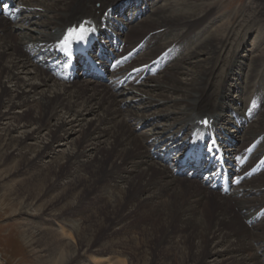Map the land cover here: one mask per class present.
<instances>
[{"label": "bare ground", "instance_id": "1", "mask_svg": "<svg viewBox=\"0 0 264 264\" xmlns=\"http://www.w3.org/2000/svg\"><path fill=\"white\" fill-rule=\"evenodd\" d=\"M10 1L0 3V104L7 109L0 118L11 120L0 136V155L11 148L21 152L23 144L45 127L42 150L35 159L49 155L60 142L63 155L48 171L95 173L103 167L108 176L104 186L120 197L114 206V196L109 195L110 214L116 216L111 217L112 224L122 233L126 225L139 222L134 226L142 233L143 248H149L152 234L163 225L166 230L157 241V249L168 258L163 264H223L217 261L223 254L230 264H264V108L259 106V100L264 102V64L255 55L264 52V30L254 37L253 53L244 57L247 43L243 37L237 39L229 26L235 18L203 26L213 16L215 0H164L153 12H147L150 0H20L27 14L16 20L2 9ZM247 9L252 18L245 27L257 29L264 23V0H251ZM130 10L143 15L127 19L126 27L117 25L124 46L111 42V47L122 62L109 64L110 48L100 36L109 27L116 29L113 18L121 21L120 11ZM85 21L94 39L87 41L85 54L97 57L94 51L101 40L104 47L98 61L113 80L107 82L90 71L78 56L73 57L68 75L69 61L55 51L68 29ZM199 29L202 32L196 35ZM204 56L208 59L202 60ZM259 59L264 61L260 55ZM80 63L86 68L84 75ZM238 90L243 94L232 100L230 92ZM30 101L38 109L35 116L28 108ZM16 108L24 112L12 118ZM204 117L212 122L198 129L195 122ZM140 122L150 124L139 132L146 125L138 127ZM28 126L35 127L31 135L22 132L13 137ZM76 133L79 137L73 139ZM191 134L199 136L201 144L182 162ZM256 139L249 160L235 157L238 147ZM213 143V152L206 151V145ZM219 156L225 169L231 167V174L241 176L231 194L213 175ZM253 157L263 160L252 171ZM80 180L77 177L73 184ZM62 195L53 197L51 204L61 197L65 200ZM133 198L127 216H117L116 209ZM164 198L168 202L159 203ZM173 217L178 218L175 223ZM147 221L149 229L143 227ZM237 224H242L240 230ZM60 235L65 236L64 230ZM178 237L181 247L175 243ZM148 256L145 253V264Z\"/></svg>", "mask_w": 264, "mask_h": 264}, {"label": "rangeland", "instance_id": "2", "mask_svg": "<svg viewBox=\"0 0 264 264\" xmlns=\"http://www.w3.org/2000/svg\"><path fill=\"white\" fill-rule=\"evenodd\" d=\"M163 1L150 0L151 3L147 5V12H151V10L152 12L155 11L157 7L163 5ZM250 3L251 0H215L214 4H212L213 16L203 24L205 26L211 22L216 25L225 18H229L230 20L235 18L233 20L234 22L232 21V24L229 26L232 28V31L235 29L234 34L237 36V39L243 37L244 43H247V48L243 56H248L251 52L253 53V44H256L254 37L258 30H264V23L258 25L257 29L245 27L249 25L248 23L252 18L248 13V9L246 10ZM122 12H119L122 18L121 21L116 20L118 16L113 18V25L116 29L111 31L109 27V30L105 34L103 33L102 36L106 38L104 42H108L107 45L111 50H113L111 42L115 45H121L123 42L121 38H118L117 33L119 29L117 25L126 27L127 19L132 20L133 18H137V16L140 19L143 15L139 11L133 12V10L127 11L124 14ZM244 18H247L245 19L247 23L240 29L239 23ZM201 32L202 29H199L195 34L198 35ZM121 46H124V44ZM125 47L129 48L127 46ZM20 48H22V51L23 47ZM136 49L132 50V54ZM255 55H258L259 63L264 64V61L259 59V55L264 57V52H260L259 54L255 53ZM118 57L122 59L121 56L114 53L110 58V64L117 63L116 58ZM204 59L207 60L208 57L204 56L202 60ZM250 61V59L245 60L246 63ZM108 80L109 78L105 79L107 82ZM59 83L62 84L61 81ZM104 85L107 84L105 83ZM256 85L258 86V83ZM230 93L232 100L233 98L239 99L240 94H243L241 90ZM260 105L264 108V102L262 100H259ZM29 107L35 116L38 109L32 101H30ZM255 107L253 105V109ZM5 112H7V109L4 105L2 106L0 104V116L5 114ZM12 112L13 115L11 117L18 118L24 110L16 108ZM29 119L30 114H27L25 120ZM10 122V119L0 118V136L4 134L3 130ZM142 124L146 125L142 129L139 128L141 130L139 132L146 129L147 124L149 125L150 123L140 122L138 123V127ZM34 128L33 126L23 128L22 130L14 132L13 137L18 138L22 136V132L31 135ZM45 130V127H43L38 134H33V139H29L23 144L21 152H17L11 148L6 149L4 156L0 155V264H109L110 261H123L121 264H145V253L149 254L147 263H165L168 258H165L163 255L164 252L157 249V241L160 240V237L164 235L166 230L163 225L158 228V231H155L156 233L154 235L152 234L154 236L152 239L155 241L153 240L148 245L149 248H143L141 247V245L143 246L142 236H140L142 233L138 232L139 230L135 227L139 222L135 221V226L133 225V227L126 225L125 229L127 231L122 233L118 231V225L112 224L111 217L116 216L115 214L113 216L110 214L112 213L111 204L115 206L120 197L118 195L116 196V194L114 196L113 192L111 193L109 191V187L104 186L106 182L103 181H108V176L103 167H100L95 173H92V170L90 171L89 169H87L89 171L85 172H79V170L74 172L70 169L61 170L60 168H55V172L48 171V166L56 158H60L63 155L65 148L60 142L55 143L53 151L49 155H45L41 159H35L37 157V151L42 150L41 142L47 132ZM76 131H78V127H76ZM72 137L73 139L78 138L79 133H76ZM85 145L83 144L82 147ZM32 149L35 152H32ZM61 164H65V161H61ZM75 177H79L81 180L74 185ZM65 187L68 188L65 189ZM58 194H64V197H67L65 200L61 197L58 202L51 204V199ZM109 195L114 196L110 205ZM133 195L134 197L137 196L135 194ZM130 196L129 194L126 200L130 199ZM135 198L130 203L118 207L116 209L117 216H127V213L133 209ZM168 200L169 198H164L159 200V203H166ZM205 211L208 213L207 209ZM166 213L168 212L165 211L164 215ZM177 220L178 218L173 219L174 223ZM148 221L143 226L146 229L151 228L149 227ZM240 226L242 224H237V229L240 230ZM38 227H41L44 231L41 232L42 230ZM62 230L65 233V236L62 235L63 238L60 235ZM189 230L193 232L192 229ZM111 231H116V233L110 234ZM148 236L147 240H149ZM177 239L175 243L181 247L182 244L180 245L181 241L179 240L181 238L178 237ZM179 241L180 243H178ZM124 244L127 246H124ZM207 249H209L208 246ZM248 255L249 253H246V256ZM172 258L173 256L171 255L169 260H172ZM217 261L224 262L223 264H230V260L224 254ZM193 263L190 262V264Z\"/></svg>", "mask_w": 264, "mask_h": 264}, {"label": "snow or ice", "instance_id": "3", "mask_svg": "<svg viewBox=\"0 0 264 264\" xmlns=\"http://www.w3.org/2000/svg\"><path fill=\"white\" fill-rule=\"evenodd\" d=\"M88 22L85 21L78 25L77 27H73L68 29L67 34L64 36L63 40L60 42L59 50L65 52L66 54H71L72 52V44L73 42L76 43H83L86 40L88 28L85 26ZM207 123V121H203ZM214 143L208 147L209 152H213L214 150ZM239 183V181H236Z\"/></svg>", "mask_w": 264, "mask_h": 264}, {"label": "water", "instance_id": "4", "mask_svg": "<svg viewBox=\"0 0 264 264\" xmlns=\"http://www.w3.org/2000/svg\"><path fill=\"white\" fill-rule=\"evenodd\" d=\"M97 6H99V5H97Z\"/></svg>", "mask_w": 264, "mask_h": 264}]
</instances>
